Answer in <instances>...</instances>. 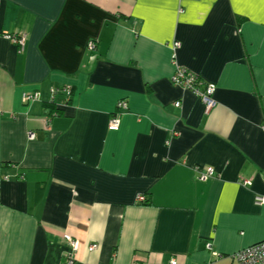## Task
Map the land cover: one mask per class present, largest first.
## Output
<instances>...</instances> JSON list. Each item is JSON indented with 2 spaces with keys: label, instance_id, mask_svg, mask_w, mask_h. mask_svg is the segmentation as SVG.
<instances>
[{
  "label": "crops",
  "instance_id": "obj_1",
  "mask_svg": "<svg viewBox=\"0 0 264 264\" xmlns=\"http://www.w3.org/2000/svg\"><path fill=\"white\" fill-rule=\"evenodd\" d=\"M177 66L216 84L208 112ZM256 195L264 0H0V264H240Z\"/></svg>",
  "mask_w": 264,
  "mask_h": 264
},
{
  "label": "built area",
  "instance_id": "obj_2",
  "mask_svg": "<svg viewBox=\"0 0 264 264\" xmlns=\"http://www.w3.org/2000/svg\"><path fill=\"white\" fill-rule=\"evenodd\" d=\"M4 36L7 39H9L13 44H23L26 39L25 34L21 35L15 33H11V34L6 33L4 34ZM179 46H180V42L175 41L174 49H177ZM90 47L93 48L94 43H90ZM173 81L177 85H180L185 89L192 91L195 95H197L204 103L207 112L216 105V100L214 98V93L216 90L215 83L204 82L196 73L183 66L176 67V70L173 75ZM61 92L66 93L68 97L70 89H65L64 91L54 89L52 93L54 97L52 99L55 98L56 94ZM36 98H38L37 93H30V92L24 93V99L26 101L34 100ZM175 105L179 106L180 101H176ZM117 107L118 109L121 107H127L126 101L123 100L119 101ZM120 126H121V117H120V113L116 110V112L109 119L108 129L112 131H116L120 128ZM29 135L30 137H32L34 136V133L30 131ZM214 175H215V169L209 166L199 171L198 178L200 180H206L207 178ZM137 199L143 202L145 200V197L144 195L140 194L138 195ZM255 202L257 204L264 205V195H256ZM64 238L66 239V241H68V243L70 244V246L73 248L74 251L68 253L67 262L73 263L75 259V249L77 248L78 241L70 233H66L64 235ZM96 247H97L96 243L90 245L91 249H94ZM207 247L208 248L211 247L210 243H208ZM235 257L240 264H264V239L239 249L236 252ZM172 262L174 264V261ZM133 264H138V263L134 262Z\"/></svg>",
  "mask_w": 264,
  "mask_h": 264
},
{
  "label": "trees",
  "instance_id": "obj_3",
  "mask_svg": "<svg viewBox=\"0 0 264 264\" xmlns=\"http://www.w3.org/2000/svg\"><path fill=\"white\" fill-rule=\"evenodd\" d=\"M70 92H71V90H70ZM69 92V94L68 95H71V93ZM57 95V94H56ZM55 95V96H56ZM54 96H52V98H53ZM50 99L49 101H46V102H44V104L46 105V106H48L49 107V109H50V112L53 114L54 112H58L60 109H59V106L58 105H56V102H55V98L54 99ZM71 97H69V99H70Z\"/></svg>",
  "mask_w": 264,
  "mask_h": 264
}]
</instances>
